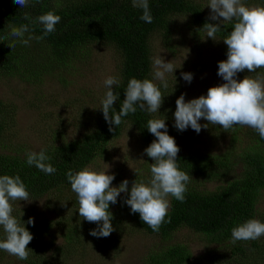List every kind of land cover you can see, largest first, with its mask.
<instances>
[{
    "label": "rangeland",
    "instance_id": "rangeland-1",
    "mask_svg": "<svg viewBox=\"0 0 264 264\" xmlns=\"http://www.w3.org/2000/svg\"><path fill=\"white\" fill-rule=\"evenodd\" d=\"M189 1L209 19V0ZM131 2L133 4V0ZM242 3L250 7L264 6V0H242ZM188 21L186 14L174 15L166 32H155L148 38V77L164 96L159 111L149 113L150 117L165 119L168 133L175 139L179 152L219 154L225 153L231 145L237 152L250 144L257 134L255 129L236 125L225 130L212 124L204 128L208 121L203 118L199 121L202 125L199 133L191 127L184 131L174 127L176 100L181 94L188 102L206 96L210 87L225 83L217 73L218 63L227 59L226 44L217 37L216 41L208 38L206 31H198L188 25ZM45 56H49V51ZM158 56L165 62L171 61L174 67L173 73L165 74L167 88L153 78V58ZM120 61L121 55L112 44L99 42L85 46L71 61L53 66L50 73L45 71L46 66L32 64V69L40 72L36 78L20 80L0 75V100L11 106V110L7 107L6 114L1 115L10 119L8 125L11 128L4 143L23 154L39 152L62 140L79 137L97 123L102 110L101 100L108 90L104 80L112 76L120 82ZM181 73H190L191 82L185 81ZM245 76L264 78V68L252 73L245 69L237 73L236 79L242 80ZM233 135L237 138L232 142ZM145 149L132 126L125 124L119 136L108 141L103 155L88 166L114 175L112 187H119L125 179L129 181V193L122 192L115 204H109L114 231L108 237L90 235L98 225L80 217L77 195L71 187H66L40 198L30 197L31 202L10 201L14 217L20 216L26 222L30 217L34 219V224L27 223L32 226L28 231L33 239L27 246L32 263L0 250V264H146L148 253L163 245L184 246L190 253L188 264H264V236L218 247L209 244L203 234L186 227L179 228L165 240L138 228L124 201L135 180L147 183L150 179V166L154 161ZM240 166L235 169L240 171ZM197 182V178H190L188 185ZM201 185L199 190L207 192L220 183L203 182ZM257 207V219L264 222V192ZM3 239L5 233L0 226V240Z\"/></svg>",
    "mask_w": 264,
    "mask_h": 264
},
{
    "label": "trees",
    "instance_id": "trees-1",
    "mask_svg": "<svg viewBox=\"0 0 264 264\" xmlns=\"http://www.w3.org/2000/svg\"><path fill=\"white\" fill-rule=\"evenodd\" d=\"M148 4L153 17L151 23L140 19L143 10L133 7L131 0H32L26 8L13 0H0V75L20 80L36 78L40 72L32 69V64L46 66L45 71L50 73L53 66H61L76 58L85 46L110 43L121 55V80L114 91L119 96L110 110V113H118L129 80H150L149 36L155 32H166L171 17L177 14H186L188 25L198 31H205V23H215L189 0H148ZM48 11L59 15L61 20L55 26L56 30L44 39H32V43L25 46L10 36L12 27L22 24H28L30 28L25 38L29 35L42 36L43 26L32 24L24 16L29 13L35 18ZM221 27L216 37L223 41L232 30L233 23ZM5 37L7 39H3ZM46 51H49L47 58ZM7 107L11 110L10 105L0 100V175H19L31 198L71 187L66 173L69 170L77 172L100 158L108 141L118 137L125 124L132 126L145 148L156 139L147 129V122L151 119L148 112L137 107L135 113L122 117L119 126L111 125L113 131H110L101 110L97 123L79 137L62 140L44 149L51 158L47 163L56 168L54 174L48 175L35 166H29L26 153L21 154L4 143V137L11 131L8 125L10 119L1 117L6 114ZM236 138L237 135H233L232 142ZM233 147L231 145L225 153L219 154L178 152L179 169L190 178H197L198 182L196 185L187 184L184 202L169 197L168 215L158 232L144 224L139 213H132L129 206L135 225L147 234L164 240L179 228L186 227L203 234L209 244L218 247L233 245L232 228L249 219H257V205L264 192V139L257 132L250 144L247 143L239 151L232 150ZM240 164L241 170L237 171L235 168ZM203 182L220 185L212 191L203 192L199 190ZM21 221L27 230L32 229L24 218ZM256 246L253 242V247ZM189 260L190 253L184 246L163 245L148 253L146 264H188ZM26 261L32 263L29 258Z\"/></svg>",
    "mask_w": 264,
    "mask_h": 264
},
{
    "label": "clouds",
    "instance_id": "clouds-1",
    "mask_svg": "<svg viewBox=\"0 0 264 264\" xmlns=\"http://www.w3.org/2000/svg\"><path fill=\"white\" fill-rule=\"evenodd\" d=\"M20 7H29L32 0H13ZM39 2V0H37ZM211 9L209 19L217 23H205L203 29L207 37L216 41V34L221 31V25L233 23L232 30L223 39L227 45V59L218 63V75L225 83L210 87L207 95L185 102L184 94L176 100L174 112L175 124L180 131L191 127L197 133L201 131L199 123L203 118L208 124L219 125L227 130L233 126H247L255 129L260 138L264 139V78L245 76L237 80V73L247 69L250 73L264 68V6H246L242 0H209ZM133 7L143 10L140 17L146 23H151L153 17L150 13L148 0H133ZM25 20L32 24L43 26L42 36L29 35L28 24L12 27L10 36L17 38L23 45H29L32 39L42 40L49 33L56 30L55 26L61 17L53 11H48L35 18L25 13ZM7 39V37L3 38ZM14 46V45H13ZM11 47V46H9ZM153 78L159 80L164 88L168 87L166 73H173L171 61L165 62L161 56L153 58ZM185 81L191 82L190 73H181ZM116 77L109 76L104 80L108 89L101 100V109L104 119L110 125L119 126L122 117L135 113L137 107L148 113L159 111L164 96L153 80H139L132 78L125 90V99L118 113L112 112L113 103L118 99L119 93L113 91V86L118 85ZM148 131L156 139L144 150L154 163L150 166V179L147 183L143 180L132 183L130 194L124 201L130 206L132 213H139L144 224L153 231L158 232L165 222L170 207L169 197H174L180 202L185 200V192L190 176L179 169L178 152L180 151L175 139L168 134L165 119H150L147 122ZM163 129V131H161ZM26 163L35 166L45 174H54L56 168L47 163L51 158L45 150L26 153ZM137 174V171H135ZM66 177L71 189L76 193L79 203V215L84 220L96 223L97 229L90 231L94 237H108L113 231V215L109 211V204H115L118 196L129 193V181L125 179L119 187H112L114 175L106 171H96L85 167L77 172L69 170ZM191 179L192 176H191ZM10 201L31 202L30 193L19 175H0V226L5 233V239L0 240V250L19 260H27L33 235L24 226L21 219L12 215L13 206ZM28 224H34V219L29 218ZM264 236V222L258 219H249L231 230L232 243L237 241L256 240Z\"/></svg>",
    "mask_w": 264,
    "mask_h": 264
}]
</instances>
